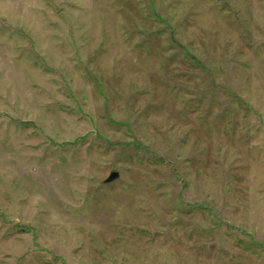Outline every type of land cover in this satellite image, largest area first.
Segmentation results:
<instances>
[{
    "label": "rangeland",
    "instance_id": "1",
    "mask_svg": "<svg viewBox=\"0 0 264 264\" xmlns=\"http://www.w3.org/2000/svg\"><path fill=\"white\" fill-rule=\"evenodd\" d=\"M0 264H264V0H0Z\"/></svg>",
    "mask_w": 264,
    "mask_h": 264
},
{
    "label": "water",
    "instance_id": "2",
    "mask_svg": "<svg viewBox=\"0 0 264 264\" xmlns=\"http://www.w3.org/2000/svg\"><path fill=\"white\" fill-rule=\"evenodd\" d=\"M118 177H119V172H117V171H113V172L109 175V177L107 178L106 182H111V181L115 180V179L118 178Z\"/></svg>",
    "mask_w": 264,
    "mask_h": 264
}]
</instances>
